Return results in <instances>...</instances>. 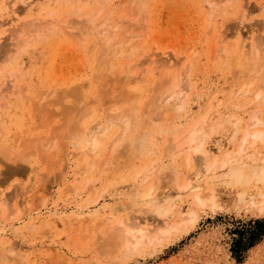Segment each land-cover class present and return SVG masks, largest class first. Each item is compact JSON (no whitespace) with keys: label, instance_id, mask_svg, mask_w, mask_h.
I'll return each instance as SVG.
<instances>
[{"label":"rangeland","instance_id":"374dc122","mask_svg":"<svg viewBox=\"0 0 264 264\" xmlns=\"http://www.w3.org/2000/svg\"><path fill=\"white\" fill-rule=\"evenodd\" d=\"M23 1L0 0V202H3L4 199L7 200L6 207L1 209L0 206V231L7 229V232L2 236L5 239L9 237L10 239H8L11 240L12 244L14 243V253L8 251L11 254L8 253V256L4 259L0 254V264H264V236L258 243L243 253V258L239 262L232 256L230 251L232 242L236 238L233 228L250 220L264 219V179L259 180L257 176H250L245 182L246 180L237 181L225 174L216 177L209 174L208 177V174L201 173L199 175V180H202H200L202 185L200 191L206 195L210 192L213 193V202H207L204 206H199L194 203L192 195L193 192L198 190L184 188L185 191L183 193V189H181L179 195L172 199L174 208L164 218L154 215L152 208H143L145 204L141 205L140 208H136L137 205L139 207V204L136 205L135 202L140 198L132 197V191L129 194V190L133 188L130 186L129 181L132 179V175L142 168L145 161L148 167L150 165L149 170L152 169V173L149 171L150 175L147 173V178L139 183L137 188L139 194H143L147 186L153 184V182L155 184H153L154 188L160 185L157 191L158 195L167 191L174 194L176 190L168 186V178L172 174L169 172L170 174L167 175L168 172L166 171L168 169L166 171L163 169L166 173L160 170L159 174L156 168H152L151 162L160 158L159 156L164 151L162 149L167 144V141H165L167 138L169 139L170 137V140H176L175 138L183 135L191 125L198 123L207 113L209 117L207 119L208 124H205L207 130V137L205 138L207 153L212 157L219 158H222L226 153L236 154L242 132H238L236 135L233 134V126L225 119H228V116L233 113L244 114V119H246L248 117L246 114L249 115V110L259 108L257 103L254 104L251 101L253 96L242 95L243 92L240 89L244 85V87L249 86L255 89L258 82H261V76H263L260 75L258 64H261L259 62H263L264 59V0H212L213 3H208V0H146L148 5L145 12L146 15L143 14L142 16L144 17H140L139 22L137 20V24L133 17L135 12L132 7L130 10V6H132L130 0H34L31 7L26 6L27 1L30 0ZM13 8L17 10L15 11L18 12L19 20L12 22L8 14ZM99 9L101 12L98 11ZM94 12H96V16H94ZM88 14L92 18L94 16L93 20ZM243 14L245 15L243 16ZM131 16L133 17L132 20ZM104 19L107 23H105ZM18 23H24L29 29L24 27L26 29L23 34V27L18 25ZM32 23L34 26L31 25ZM50 23H53V25ZM104 23L107 24L108 28L105 27ZM127 23L128 25L130 24V27L127 26ZM109 24L113 28H110ZM132 24L137 25L138 28ZM139 24L141 25L138 26ZM45 25L47 29L44 27ZM68 25L69 27H67ZM89 25L91 28H89ZM116 26H118L117 29L115 28ZM20 27H22V30ZM63 27L68 31L63 29ZM15 28L14 32L13 29ZM101 29L103 33L107 32L108 34L104 33V36L102 33L99 34ZM112 29L115 30L113 31ZM132 29H134L133 31L136 30L137 38H134L133 47L138 49L140 47L142 48L141 50L139 49L136 54H129L130 57L127 49H125L126 51L124 50L125 54L122 55L118 52L120 50L116 49L118 50L116 51L114 49L116 51L114 54H119V60L114 54L113 56L116 59L112 58V55H110L112 57L108 56L109 58L107 56V58L102 55L99 56L100 53L97 48L99 45L102 46L101 43L104 37V40H108L111 34L115 32L113 34L115 36L110 42L116 43L115 38L117 42L121 40L120 38L126 40L127 33L130 34ZM83 30L85 31L83 32ZM93 31L98 33H93ZM80 33L84 38L81 37ZM219 34L228 36L227 40H223L226 49L232 47V52L227 57L223 54V50L219 48V45L220 47L224 45L218 43L214 46L215 40L218 41L220 39ZM101 36L102 38H100ZM13 37H17V39ZM18 38L19 41H17ZM101 39L102 42L100 41ZM15 40L19 43L15 44ZM100 46L99 48H101ZM255 46L260 53L258 56L256 55L257 58L254 56ZM95 53L98 55H95ZM149 55L153 56L149 57ZM141 58H144V60H141ZM151 58L155 59L156 67L152 62H150L153 64L152 66L149 62H146ZM251 58L253 61H257L253 69L254 67L256 68L254 70L258 69L259 75H255L256 73L253 70V72L249 71L252 75L247 73L246 68L249 70L247 66L248 63H251ZM105 59H112V62L109 60L107 62ZM106 62L108 66L113 62L117 64L113 68H108L105 65ZM158 62L162 64L159 66L157 65ZM165 62H168V64ZM172 63H177L178 65L173 64V67L171 65V68H168L170 67L168 65ZM166 64L168 67H166ZM130 65L129 72L134 76H130V73H128ZM161 70H165L167 74H163L165 71L162 72ZM185 70H187L186 72L189 71V74L185 75V78L189 75L187 81L181 77H184V73L186 74ZM140 72L141 79H139ZM177 72H179V75ZM169 73L172 79L167 78ZM124 74L125 76L129 74V79L132 77L135 81H129ZM145 76L147 80L143 79L144 82H141ZM164 76L165 78H162ZM179 76L183 80L181 79L178 82ZM124 77L129 81V84L128 81L125 82L122 79ZM252 77L255 83L251 86ZM166 78L168 79V85L165 86L163 84L165 87L163 86L162 90L160 88L162 85L160 86V84ZM245 79L251 82L245 83ZM187 82H191L192 87L190 90L185 88V90H188L184 99L185 109L179 110L174 116L172 113L171 117L168 116L170 119L167 117L164 120H157L153 125L149 117L154 111V107L149 103H156L155 98L152 97L155 96L156 89L160 88L161 91L158 93H161L166 90V87H170L169 89L171 90L169 91L177 92L181 85L187 87L189 84ZM247 83L248 86H246ZM51 86L53 87L52 91ZM172 88L174 89L172 90ZM185 90H182V92H185ZM149 97L152 98L148 99ZM155 97H157V94ZM262 103H260V117L263 120V125L255 128L264 130V104ZM132 106V111L135 114L137 112L136 118H142L141 120L143 121H139L144 124L146 122L144 118L147 117L146 124L151 127L149 129L150 127L148 126V129H146L144 126L148 132V147L139 152L138 158H132L134 156L132 154L130 155L131 158L129 156L121 158L119 156L115 162L119 163L118 166L121 164V167H124V165L125 167L120 168L113 176L109 174L111 177L104 176L105 178H103L102 176V180L99 178L100 170L108 159V157L104 158V155H106V151L107 155L109 154L111 147L108 142L111 143L113 137L118 136V134H126L123 130L122 119L115 122L114 120L112 121V116L114 118L113 112H116L115 115L118 116L119 112V115L124 113L125 108L126 113L129 110L131 111L130 108ZM134 106L137 107L135 108ZM144 111L147 112L145 113ZM110 113L111 115H107ZM226 116L227 118H225ZM106 117L110 119L106 120ZM116 117L114 119H117ZM104 121L105 124L107 123L106 125ZM148 121L151 125L148 124ZM94 122H97L98 127ZM102 122L104 124L103 127H110L101 128ZM213 123L216 126L208 129L211 124L214 125ZM242 124V130H244L246 125L245 123ZM59 125L65 128L59 127ZM92 125L97 130L107 131L105 139H108L103 146V149H105H102L104 155L100 152V157L96 156V159L92 154L89 156V153H86L88 152L87 147L78 150L80 146L84 145L85 138L89 137L88 134L95 131ZM89 127L93 129H89ZM253 127L251 125L249 129H255ZM68 128L70 129L69 131ZM71 128L75 131L78 129V133L81 128L83 131L82 134L80 131V137L77 134L75 135V132L74 134L73 132L71 133L70 131H73ZM172 128L178 131L171 130ZM86 131L88 133H85ZM68 132L72 136L70 134V137L66 135ZM53 134L54 136H52ZM75 136V140L79 138V143L73 140L72 144L71 140ZM69 138L72 139L70 140ZM255 147L263 149L264 142H258ZM252 148L253 146L247 149V152H243V156L245 153H250L253 150ZM19 156H22V159ZM90 157L91 159L93 157L94 163L98 160L95 164L92 163V169L87 167L88 162L91 160L89 159ZM99 158L100 161L101 159L104 160L100 163ZM126 158L130 159L127 160ZM183 158H185L183 155L177 156L175 157V163H173V166L178 168L180 174L183 175V179L180 182L178 181L179 183L185 181L184 179L188 174L187 171L191 169L185 165ZM124 159L129 162H123ZM194 160L195 158L192 163L195 162L196 164L197 161ZM99 163L101 167H98ZM95 166L96 169L94 168ZM175 173H173V177L178 179V172L174 175ZM123 175L125 180L120 182L118 177ZM161 177L164 178L161 179ZM88 180L91 181L89 184H87ZM86 181L87 183H85ZM113 182L116 183L117 187L106 192L104 200L108 205L112 203L125 205L126 203L129 208L124 206L126 207L125 210L119 212L123 217L127 214L128 218L130 215L131 218H128L129 220L135 219V222L139 221V223L141 222V224L149 228H152L154 224L158 225L161 220L165 219L171 224H179L178 229L175 228L169 234L160 236L157 242L152 245L143 243L140 247L138 246L131 252L129 251V254L121 255L123 258L117 255L118 257L116 256V258L112 256L113 260L112 258L110 259L109 253L111 250L106 249L108 247L105 248L102 240L104 238L106 240L107 235L103 236V234L107 233L111 222L99 223L97 221L103 215L101 214L102 211H100L101 215L99 214L97 219L93 217L91 211L98 208V206L92 207V204H90L92 200L90 199L93 197H89L92 194L96 197L97 192L101 191L103 185L111 186ZM164 182L168 188H164L166 187V185L163 186ZM208 184L209 187H207ZM74 186L79 187L75 189L85 187L80 193L77 190L78 194H74L76 190L74 189V193L71 191ZM85 203L91 206L80 213L88 219L86 223L88 232L82 233L85 226L83 224L85 223L81 221L82 225L81 223L79 225L80 220L74 221L73 228L71 226L66 230L65 226H63L67 225L66 222H62L59 225L58 231L56 229L46 232V229L42 228L45 233H43L42 229L41 233L39 228L31 226L32 224L38 225V222L44 217H50L55 211L69 213L76 210L77 212L78 205L80 207ZM4 209L3 213L2 210ZM10 211L12 212L11 214H9ZM190 211L195 213L194 221L180 222L181 215H186ZM37 212L40 213L38 217ZM14 214L15 217L13 216ZM48 221L51 220L48 219ZM76 223L77 227L75 226ZM106 225L108 226L106 227ZM105 227L107 228L106 230Z\"/></svg>","mask_w":264,"mask_h":264},{"label":"bare ground","instance_id":"6f19581e","mask_svg":"<svg viewBox=\"0 0 264 264\" xmlns=\"http://www.w3.org/2000/svg\"><path fill=\"white\" fill-rule=\"evenodd\" d=\"M21 1H23V0H21ZM101 1H103V0H101ZM107 1V0H106ZM24 2V1H23ZM33 2H34V0H30V1H27V7L28 6H32V4H33ZM105 2V1H104ZM130 2L132 3V6H130V10H131V7H132V9H133V11L135 12L134 13V15H133V13H132V15H133V17H134V19H135V23L137 24V20H138V22H139V18L140 17H144V16H142L143 14H145V12H146V10H147V8H148V5H147V1L146 0H130ZM207 2V1H206ZM26 3V2H25ZM208 3H213V1L212 0H208ZM208 3H207V5H208ZM130 4V3H129ZM215 4V3H214ZM23 7V6H22ZM25 8V7H24ZM78 8H80V7H78ZM12 9V8H11ZM16 10V9H15ZM14 10V8H13V10H10L9 11V14H8V16H9V19L10 20H12V22L13 21H18L19 20V17H18V12H16ZM75 10V9H74ZM129 10V9H128ZM78 11V10H77ZM80 11H81V9H80ZM99 12H101V10L99 9L98 10ZM98 11H96V12H98ZM72 12H73V10H72ZM92 12V11H91ZM96 12H94V16H96ZM110 12V11H109ZM132 12V11H131ZM130 12V13H131ZM54 13V12H53ZM74 13V12H73ZM72 13V14H73ZM247 13V12H246ZM71 14V13H70ZM90 14H88V16H89ZM146 15V14H145ZM242 15V14H241ZM245 14H243V16H244ZM7 16V17H8ZM74 16V15H73ZM72 16V17H73ZM94 16H93V18H94ZM130 16V15H129ZM62 17V16H61ZM67 17V16H66ZM69 17H70V15H69ZM87 17V16H86ZM90 17V16H89ZM132 16L130 17L131 18V20H132V18H133ZM49 18V17H48ZM88 18V17H87ZM86 18V19H87ZM90 18H92V17H90ZM90 18H88V19H90ZM93 18H92V20H93ZM8 19V20H9ZM35 19V18H34ZM75 19V18H74ZM107 19V18H106ZM110 19V18H109ZM29 20V19H28ZM28 20H26V21H28ZM51 20V19H50ZM60 20H62V19H60ZM65 20V19H64ZM68 20H70V19H68ZM84 20H85V18H84ZM91 20V19H90ZM105 20V19H104ZM108 20V19H107ZM123 20H124V18H123ZM130 20V19H129ZM141 20H144V19H141ZM243 20V19H242ZM25 21V20H24ZM47 21V20H46ZM71 21V20H70ZM79 21H81L80 19H79ZM106 21V20H105ZM111 21V20H110ZM1 22V21H0ZM3 22V21H2ZM52 22V21H51ZM55 22H58V21H55ZM72 22V21H71ZM74 22V21H73ZM85 22V21H84ZM87 22V21H86ZM116 22V21H115ZM118 22V21H117ZM127 22V21H126ZM241 22V21H240ZM11 23V22H10ZM26 23V22H25ZM80 23V22H79ZM105 23H107V21L105 22ZM104 23V24H105ZM108 23H110L109 21H108ZM130 23V22H129ZM133 23H134V21H133ZM16 24V23H15ZM51 24V23H50ZM69 24V23H68ZM84 24V23H83ZM89 24V23H88ZM93 24V23H92ZM91 24V25H92ZM94 24H96V23H94ZM98 24V23H97ZM103 24V23H102ZM101 24V25H102ZM111 24V23H110ZM110 24L108 25L110 28H113V27H111L110 26ZM113 24V23H112ZM124 24H126V23H124ZM131 24V23H130ZM130 24L128 25V23H127V26H129L130 27ZM18 25H22V27H23V30L21 29L22 27H20V29L23 31V34H24V30L26 29V28H28L29 29V27H26V25L24 24V23H18ZM18 25H17V27H18ZM31 25H33V23L31 24ZM30 25V26H31ZM51 25H53V23L51 24ZM77 25V24H76ZM86 25H87V23H86ZM107 24H105V27H107L106 26ZM118 25V24H117ZM132 25H134V24H132ZM131 25V26H132ZM141 24H139L138 26H140ZM264 25V24H263ZM0 26H1V23H0ZM34 26V25H33ZM66 26V25H65ZM72 26V25H71ZM90 26V25H89ZM99 26V25H98ZM97 26V27H98ZM113 26V25H112ZM115 26V25H114ZM122 26H123V24H122ZM127 26H126V28H127ZM134 26H136V28H138L137 27V25H134ZM24 27H26V28H24ZM38 27V26H37ZM44 27H46V25L44 26ZM67 27H69V25L67 26ZM73 27V26H72ZM81 27H82V25H81ZM80 27V28H81ZM75 28V27H74ZM74 28H72V29H74ZM78 28H79V26H78ZM89 28H91V26L89 27ZM95 28V27H94ZM108 28V27H107ZM106 28V29H107ZM116 29L118 28V26H116L115 27ZM135 28V29H136ZM46 29H47V27H46ZM63 29H65L64 27H63ZM97 29V28H96ZM95 29V30H96ZM103 29H105L104 27H103ZM140 29V28H139ZM14 30H16V28L15 29H13V31ZM17 30H19L18 28H17ZM35 30V29H34ZM66 30V29H65ZM77 30V29H76ZM87 30V29H86ZM89 31H90V29H88ZM113 30V29H112ZM115 30V29H114ZM113 30V31H114ZM126 30H128V29H126ZM134 29H132L131 31L133 32H131L130 34L129 33H127L128 35H126V40H123V38H120L121 40H118V42H117V39L115 38V42L116 43H113V42H110V40L111 39H113V37L115 36V35H113V34H115V32L113 33V34H111V36H110V38L108 39V40H104L105 39V37H104V39H103V42H102V39L100 40L102 43V46H100L101 48H99V46H98V48H97V50H98V52L100 53L99 54V56L100 55H102V56H109V57H112L113 56V54L116 52V51H118V50H120V51H118L121 55L122 54H125L124 53V50L125 49H127V51H128V55L129 54H136V52L140 49H142V48H140L139 47V49L138 48H136V47H133L134 45V38H136V30L135 31H133ZM30 31V30H29ZM28 31V32H29ZM66 31H68V30H66ZM71 31V30H70ZM78 31H80V30H78ZM85 30H83V32H84ZM99 31V30H98ZM104 31V30H103ZM106 31V30H105ZM119 31H121V30H119ZM15 32V31H14ZM13 32V33H14ZM91 32V31H90ZM97 32V31H96ZM96 32H94L93 31V33H96ZM109 32H111V31H109ZM128 32V31H127ZM139 32V31H138ZM22 33V32H21ZM82 33V32H81ZM80 33V34H81ZM98 33V32H97ZM102 33V35L104 36V33H107V32H102V29H101V32L99 33V34H101ZM221 33V32H220ZM71 34V33H70ZM72 34H73V32H72ZM79 34V35H80ZM86 34V33H85ZM108 34V33H107ZM140 34V33H139ZM142 34V33H141ZM76 35V34H75ZM110 35V34H109ZM118 35V34H117ZM120 35V34H119ZM20 36V35H19ZM96 36H97V34H96ZM123 36V35H122ZM121 36V37H122ZM219 38L220 39H218V41L217 40H215V43H214V46H216L218 43H220V44H222V45H224L223 43H224V41L223 40H227V35H223V34H219ZM22 37V36H21ZM21 37H19V38H21ZM79 37V36H78ZM81 37H83V35L81 34ZM117 37H119V36H117ZM125 37V36H124ZM138 37V36H137ZM215 37V36H214ZM218 37V36H217ZM216 37V38H217ZM14 38V37H13ZM16 39H17V37H15ZM14 38V39H15ZM19 38H18V40L17 41H19ZM84 38V37H83ZM96 38V37H95ZM99 38V37H98ZM97 38V39H98ZM100 38H102V36L100 37ZM99 38V39H100ZM215 38V39H216ZM125 39V38H124ZM137 39V38H136ZM13 40V39H12ZM21 40V39H20ZM16 40H15V44H18L19 42H17ZM21 41H23V40H21ZM120 41V42H119ZM17 42V43H16ZM25 43V42H24ZM97 43V42H96ZM136 44V43H135ZM140 44H142V43H140ZM232 44V43H231ZM20 45H21V43H20ZM16 46V45H15ZM140 46V45H139ZM12 47V46H11ZM23 47V46H22ZM97 47V46H96ZM25 48V47H24ZM136 48V49H135ZM219 48H221V50H223V54H225L226 55V57L227 56H229L230 55V53L232 52V47H229V48H227L226 49V47H225V45L224 46H221L220 47V45H219ZM116 49H118V50H115ZM22 50V49H21ZM96 50V51H97ZM126 51V50H125ZM217 51H218V49H217ZM220 51V50H219ZM262 51V50H261ZM117 52V53H118ZM254 52H255V55L254 56H258V54H260L259 53V50L257 49V47L255 46L254 47ZM152 53V52H151ZM126 54H127V52H126ZM141 54H142V52H141ZM153 54V53H152ZM219 54V53H218ZM217 54V55H218ZM95 55H98V54H96L95 53ZM110 55H112V56H110ZM115 55V54H114ZM143 55H144V51H143ZM98 56V57H99ZM117 56V58L119 57V54H117V55H115V57ZM124 56V55H123ZM122 56V57H123ZM130 56V55H129ZM140 56V55H139ZM150 56H153V55H149V57ZM253 56V57H254ZM257 56H256V58H257ZM106 57V58H107ZM108 57V58H109ZM121 57V56H120ZM131 57V56H130ZM136 57V56H135ZM140 57H142V56H140ZM139 57V58H140ZM148 57V56H147ZM157 57V56H156ZM167 57V56H166ZM252 57V58H253ZM103 59H104V57H102ZM112 58H114V56L112 57ZM158 58H159V56H158ZM157 58V59H158ZM223 58H225V57H223ZM252 58H251V60H252ZM102 59V60H103ZM114 59H116V58H114ZM114 59H113V61H114ZM120 58H118L117 60H119ZM124 59V58H123ZM128 59V58H127ZM127 59H125V60H127ZM146 59V58H145ZM149 59V58H148ZM254 59H255V57H254ZM105 60H107V59H105ZM109 61H111L112 59H108ZM107 60V62H109ZM137 60H138V58H137ZM141 60H144V58L142 59L141 58ZM170 60V59H169ZM250 60V61H251ZM257 60V59H256ZM116 61V60H115ZM179 61V60H178ZM226 61V60H225ZM249 61V62H250ZM253 61V60H252ZM251 61V63H248V66L247 67H249V70L246 68V70H247V73L250 75V73L251 72H253L254 71V73H256L255 75H259V72H258V69L257 70H254V69H256L255 67H254V69H253V66H256V65H254L255 64V62H257V61H253L252 62ZM104 62V61H103ZM107 62H106V64L105 65H107ZM112 62V61H111ZM119 62V61H118ZM136 62V61H135ZM139 62V61H138ZM146 62H152L153 64H154V66H155V59L154 58H151L150 60H148V61H146ZM157 62V61H156ZM169 62V61H168ZM168 62H165V63H167L168 64ZM175 62H177V61H175ZM159 63V62H158ZM157 63V65H161L162 63H159L158 64ZM259 63H261V64H258V63H256V64H258L259 66H258V68L260 69L259 71H260V75H263V76H261V79H260V81L261 82H258V84H257V86L255 87V89H252V87H249L248 86V83H250L251 81H247L246 79V81H245V83L246 82H248L247 84H246V86H248V87H240L241 89V91L243 92V94H242V92H241V94L242 95H244V94H247V95H251V96H253V98H252V100L251 101H253L254 102V104H256L257 103V105H259L258 107L259 108H256V109H253L252 108V110H249L250 112H249V115L248 114H246L248 117L246 118V119H244V114H235V113H233V114H231V115H229L228 116V119H225L226 121H228V123H230L232 126H233V129H234V132H233V134H237L238 132H242V136H241V138H240V145H239V147H238V150L236 151V154H232V153H226V154H224L223 156H222V158H219V157H212L210 154H208L207 153V149H206V143H205V138L207 137V130H206V128H205V124L207 123V119L209 118L207 115H208V113L207 114H205L202 118H201V120L198 122V123H194V125L192 126L191 125V127L188 129V130H186V132L183 134V135H181V136H179V135H177V136H179L178 138H175L176 140H170V137H169V139L167 138V140H165V141H167V144L166 145H164V147H163V149L162 150H164L163 151V153H161V156H159L160 158L158 159V160H156V161H152L151 162V165H152V168H156L157 169V171H158V173L160 174V170L162 171L163 169H165V171H166V169H168V171H166V172H168L167 173V175L168 174H172V175H169V180H168V186H170L171 188H174V190H176L175 192H174V194H172V193H170V192H163V194H160V195H158L157 194V191L159 190L158 188H159V186L156 188H154V182H153V184H151V185H149V186H147V188L145 189V191H144V193L143 194H139V191L137 190V188H138V186H139V183L140 182H143V180H145L146 178H147V173L149 174V171H150V173H152L151 171H152V169L151 170H149V168H150V165H149V167L147 166V163H146V161H145V164H143L142 165V168L139 170V171H137L134 175H132L133 177H131L130 179V186H132L133 188L131 189V190H129V194H131V191H132V197H139L140 199L139 200H137L136 202L135 201H133V202H135L136 203V205L137 204H139V207H138V205H137V207H136V205H135V207L136 208H140L141 207V205H144L143 206V208L144 207H146L147 209L149 208V209H151L152 208V212L154 213V215H157V216H159V217H162V218H164L166 215H167V213L168 212H171L172 211V209L174 208V205H173V202H172V199L174 198V197H176V196H178L179 195V193H180V190L181 189H183V191H182V193L185 191V189L184 188H186V189H191V190H195V189H197L198 191H195V192H193V201H194V203L195 204H197V205H199V206H204L205 204H207V202H213L212 201V199H213V196H212V194L213 193H209L208 195H206V194H203L201 191H200V189H201V187H202V185H201V181L199 180V175L201 174V173H203V174H208V177H209V174L210 175H214L215 177L216 176H220L221 174H225V175H227V176H231V177H233L234 179H236L237 181H239V180H246L245 182H247V179L250 177V176H257L258 178L257 179H259V180H262V179H264V148L261 150V149H259V148H257V147H255V144H257L258 142H260V141H263L264 142V130H262V129H259V128H255V127H258V126H260V125H263V120H262V118L260 117V112H261V109H260V103H262L263 101H264V59H263V62H259ZM103 64V63H102ZM111 64V63H110ZM115 64H117L116 62H113L110 66H108V68H113L114 66H115ZM129 64V63H128ZM131 64V63H130ZM135 64V63H134ZM151 64V63H150ZM150 64H149V66H150ZM153 64H151V66L153 65ZM167 64H166V67H168V66H170V67H168V68H171V65H172V67H173V64H177V63H172V64H170V65H168L167 66ZM186 64H187V62H186ZM139 65H140V63H139ZM141 65H142V61H141ZM163 65H165L164 63H163ZM178 65V64H177ZM190 65V64H189ZM101 66V65H100ZM127 66V65H126ZM150 66V67H151ZM130 67H131V65L128 67V73H130L129 72V69H130ZM133 67V66H132ZM136 67H138V66H136ZM140 67V66H139ZM156 67V66H155ZM158 67V66H157ZM164 67V66H163ZM100 68V67H99ZM127 68V67H126ZM116 69V68H115ZM189 69H190V67H189ZM112 70H114V69H112ZM124 70H125V68H124ZM246 70H245V74H246ZM251 70V72H249ZM253 70V71H252ZM127 71V70H126ZM162 71V70H161ZM163 71H165V70H163ZM162 71V72H163ZM182 71V70H181ZM187 70H185V72H186ZM238 72H239V70H237ZM255 71H257V72H255ZM141 72H143V71H141ZM141 72H140V78L139 79H141ZM145 72H146V70H145ZM150 72V71H149ZM179 72H180V70H179ZM179 72H177L178 73V75H179ZM189 72V71H188ZM188 72H186V74L184 73L183 75H184V77L183 76H181L182 75V73L180 72V76L184 79L185 78V75H187V73ZM126 73V72H125ZM167 74V72L165 71V72H163V74ZM240 73V72H239ZM253 73V74H254ZM9 74V73H8ZM135 74V73H134ZM161 74V73H160ZM189 74V73H188ZM9 75H11V74H9ZM121 75V74H120ZM171 74L169 73V75H168V77L167 78H171L172 79V77L170 76ZM238 75V74H237ZM251 75H252V73H251ZM255 75H253L254 77H256ZM124 76H125V74H124ZM130 76H134V75H132L131 73H130ZM136 76V75H135ZM148 76V75H147ZM179 76V77H180ZM189 76V75H188ZM188 76H186L187 78H188ZM235 76V75H234ZM241 76H242V74H241ZM245 76V75H244ZM248 76V75H247ZM120 77V76H119ZM119 77H117L118 79H120ZM129 81L131 80V82H132V80L133 81H135L134 79H132V77H131V79H129V74H128V76H125ZM125 77L124 78H122L123 80H125V82L126 81H128V80H126L125 79ZM180 77V79L178 80V82L182 79ZM260 77V76H259ZM149 78V77H148ZM162 78H165V76L164 77H162ZM166 78V79H167ZM187 78H185L186 79V81L188 80ZM236 78V77H235ZM237 78H238V76H237ZM245 78V77H244ZM243 78V79H244ZM253 78V77H252ZM139 79H138V81H139ZM143 79H146L147 80V78H146V76L145 77H143L142 78V81L141 82H144L143 81ZM166 79H164V80H160L159 82L161 83L160 84V86H158V87H160L161 89H162V87L164 86L163 84H165V86H167L168 85V83H167V81H168V79L166 80ZM170 79V80H171ZM182 79V80H183ZM184 79V80H185ZM136 80H137V78H136ZM170 80H169V82H170ZM129 81H128V84H129ZM186 81H184V83H186ZM244 81V80H243ZM124 82V81H123ZM167 84H166V83ZM156 83H158V82H156ZM183 83V84H184ZM189 83V84H188ZM191 82H187V87H185L184 85H181L180 86V88L177 90L176 88H175V90H177V92H175V91H169V90H171V89H169V88H167L166 87V90H164V91H162L161 93H158L159 91H161V89L160 88H157L156 89V94H157V97H155L156 96V94H155V96H152V97H154L155 98V102L156 103H153L154 104V106H153V104L150 102H148L147 101V103H149L150 105H152V107H154V111L151 113V115H150V117H149V120H152V121H150L151 123H153V125L157 122V120H164V119H167V117L169 116V117H171V115H172V113H173V116L174 115H176L177 113H178V111L179 110H184L185 109V98H186V96H187V91L188 90H185V88H189V90H190V88L192 87V83L190 84ZM254 78L252 79V82H251V86L252 85H254ZM170 84V83H169ZM122 85V84H121ZM157 85V84H156ZM186 85V84H185ZM243 85V84H242ZM241 85V86H242ZM164 86V87H165ZM179 86V85H178ZM52 87V86H51ZM155 87V86H154ZM239 88V87H238ZM249 88H251L250 90H249ZM174 88H172V90H173ZM53 90V87L51 88V91ZM56 90V89H55ZM163 90V89H162ZM179 90H181L179 93H178V91ZM182 90H185V92H182ZM236 90H237V88H236ZM252 90V91H251ZM49 91V90H48ZM47 91V93H49ZM50 91V92H51ZM58 91V90H57ZM120 91H121V89H120ZM239 91H237L238 93H239ZM103 92V91H102ZM119 92V91H118ZM104 93V92H103ZM234 93H236V91H234ZM45 94V93H44ZM102 94V93H101ZM159 94V95H158ZM45 95H47V94H45ZM81 95V94H80ZM151 95H153V94H151ZM238 95V94H237ZM104 96V95H103ZM124 96V95H123ZM233 96V95H232ZM52 97V96H51ZM61 97V96H60ZM59 97V98H60ZM151 97V98H152ZM237 98H239L238 96H236ZM55 98V97H54ZM128 98V97H127ZM150 97L148 98V99H151ZM57 99V98H56ZM76 99V98H75ZM46 100V99H45ZM48 100V99H47ZM59 100V99H58ZM57 100V101H58ZM78 100H80V99H78ZM78 100H77V102H78ZM263 100V101H262ZM85 101V100H84ZM42 102V101H41ZM82 102V101H81ZM87 102V101H86ZM252 102V103H253ZM58 103V102H57ZM146 103V102H145ZM81 104V103H80ZM85 104V103H84ZM149 104H147V105H149ZM210 104H212V103H210ZM214 104V103H213ZM225 104V103H224ZM262 104H264V103H262ZM41 105H42V103H41ZM75 105V104H74ZM73 105V106H74ZM78 105V104H77ZM82 105V104H81ZM125 105H128V104H125ZM214 105H216V104H214ZM232 105V104H231ZM86 106V105H85ZM135 107V106H134ZM137 107V106H136ZM135 107V108H136ZM215 107V106H214ZM75 108V107H74ZM132 108H133V106L130 108L131 109V111L129 110V112H127L126 113V108L124 109V113H121V115H119L120 114V112L118 113V116L117 115H115L116 114V112H113L114 113V118L116 117L117 119H114L113 118V116H112V121L114 120V122L115 121H117V120H120V119H122L121 121H122V123L124 124V126H123V130H124V132L126 133V134H118V136H114L113 137V140L111 141V143L110 142H108L109 144H111V145H109V146H111L110 147V152H108L109 154L107 155V151L105 152V154L106 155H104V152H102L104 149H103V146H104V143L108 140H106L105 139V137H106V132L107 131H105V132H102V130L100 129H95V125H97V122L95 123L94 122V126L92 125V127H94V130L95 131H93V133H89L88 135H89V137H86L85 138V143H84V145H82V146H80L79 147V149L78 150H81L80 148H85V147H87L88 148V152H86L87 154L89 153V156L92 154V156H94L95 157V159H96V156H99V154H100V152H102L103 153V155L105 156L104 158H107L108 157V159L105 161V163H104V167H102V169L100 170V172H101V174H100V177L99 178H101L102 176H103V178H105V177H107V176H109V174H111L112 176H113V174H115L117 171H119L120 170V168H122L121 167V164H120V166H118L119 165V163H116L115 161H117V159L119 158V156L122 158H125V157H130L131 158V154L132 155H134L132 158H138V155H139V152H141L143 149H146L147 147H148V141H147V136H148V132L145 130V127H146V129H148V126H147V124H146V122H147V120H146V118H144V121H146L144 124L143 123H141L139 120H141L142 118H140V119H137L136 118V116H137V112H136V114H135V112H133L132 111ZM241 108V107H240ZM60 109H61V107H60ZM66 109H67V106H66ZM71 109V108H70ZM77 109V108H76ZM83 109V108H82ZM143 109V108H142ZM150 109V108H149ZM237 109H238V107H237ZM64 110H65V108H64ZM68 110V109H67ZM79 110V109H78ZM77 110V111H78ZM122 110V109H121ZM120 110V111H121ZM140 110H141V108H140ZM66 111V110H65ZM127 111H128V109H127ZM238 111V110H237ZM242 111V110H241ZM248 111V110H247ZM63 112V111H62ZM145 112V111H144ZM147 112V111H146ZM145 112V113H146ZM208 112H209V110H208ZM234 112V111H233ZM236 112V111H235ZM240 112V111H239ZM61 113V112H60ZM77 113V112H76ZM140 114V113H139ZM70 115V114H69ZM105 115V114H104ZM107 115H111V113L110 114H107ZM113 115V114H112ZM148 115V114H147ZM149 116V115H148ZM70 117H71V115H70ZM141 117H142V115H141ZM157 117H158V119H157ZM168 117V118H169ZM225 118H227V116L225 117ZM67 119V118H66ZM68 119H69V117H68ZM99 119V118H98ZM97 119V120H98ZM110 118H108L107 119V117H106V120H109ZM136 119V120H135ZM170 119V118H169ZM105 120V121H106ZM69 121V120H68ZM105 121H104V124H105ZM141 121H143V120H141ZM108 122V121H107ZM167 122V121H166ZM165 122V123H166ZM65 123V122H64ZM101 123V122H100ZM100 123H98V124H100ZM109 123V122H108ZM242 123H245V128H244V130H242ZM104 124H103V122H102V124H101V128L104 126ZM107 124V123H106ZM105 124V125H106ZM116 124V123H115ZM114 124V125H115ZM148 124H150L149 123V121H148ZM208 124V123H207ZM214 125H210L209 127H208V129H212L213 128V126L215 127L216 125H215V123H213ZM217 124V123H216ZM113 125V124H112ZM151 125V124H150ZM152 125V126H153ZM254 126L253 128H255V129H252V130H250L249 129V126ZM60 126H62V125H59V127ZM72 126V125H71ZM120 126V125H119ZM145 126V127H144ZM63 127V126H62ZM69 127V126H68ZM76 127V126H75ZM92 127H89V129L91 128V129H93ZM97 127H98V125H97ZM96 127V128H97ZM110 127V126H109ZM109 127H103V128H109ZM118 127V126H117ZM143 127H144V129H143ZM150 127V126H149ZM58 128V127H57ZM63 128H65V127H63ZM70 128V127H69ZM68 128V131L70 130ZM88 128V127H87ZM122 128V127H121ZM177 129H178V127H176ZM56 129V128H55ZM73 128H71V130H72ZM105 129H103V130H105ZM149 129H151V127L149 128ZM177 129H171V130H177ZM180 129V128H179ZM61 130V129H60ZM77 130L78 129H76V131L73 129V131H70L71 133L73 132V134H74V132H75V135L77 134V136L79 135V137H80V131H81V134H82V129L80 128V131H79V133L77 132ZM121 130V129H120ZM119 131V130H118ZM122 131V130H121ZM178 131V130H177ZM183 131H185V130H183ZM183 131H182V133H183ZM60 132V131H59ZM70 132H68L66 135H69L70 134ZM77 132V133H76ZM63 133V132H62ZM66 133V132H65ZM85 133H88L87 131L85 132ZM118 133V132H117ZM175 133V132H174ZM64 134V133H63ZM84 134V133H83ZM57 135V134H56ZM66 135H64V136H66ZM71 135V134H70ZM70 135H69V137H70ZM85 135V134H84ZM87 134H86V136H88ZM117 135V134H116ZM235 135H233V136H235ZM52 136H54V134L52 135ZM61 136V135H60ZM72 136V135H71ZM74 136V135H73ZM176 136V137H177ZM81 137H83V136H81ZM102 137V138H101ZM67 138H68V136H67ZM53 139H55L54 137H53ZM60 139V138H59ZM70 139V138H69ZM72 139V138H71ZM70 139V140H71ZM76 139V136L75 137H73V139L71 140V142H72V144H73V140L74 141H76V143H79V138H77V140H75ZM80 139H82V138H80ZM83 139H84V137H83ZM105 139V140H104ZM110 139V138H109ZM30 140V139H29ZM38 140V139H37ZM61 140V139H60ZM68 140V139H67ZM169 140V141H168ZM35 141V140H34ZM41 141V140H40ZM39 141V142H40ZM53 141V140H52ZM64 141V140H63ZM82 142V141H81ZM44 143V142H43ZM48 143V142H47ZM75 143V142H74ZM75 143V144H76ZM29 144V143H28ZM32 144V143H31ZM34 144V143H33ZM40 144H41V142H40ZM45 144V143H44ZM50 144V143H49ZM53 144V143H52ZM51 144V145H52ZM54 144H55V142H54ZM164 144V143H163ZM38 145V144H37ZM108 145V144H107ZM40 146V145H39ZM77 146V145H76ZM253 146V150L250 152V153H245V155L243 156V152H247V149H249V148H251ZM43 147V146H42ZM30 148V147H29ZM46 148H48V147H46ZM45 148V149H46ZM52 148V147H51ZM42 149V148H41ZM103 149V150H102ZM106 149H108V148H106ZM161 149V148H160ZM60 150V149H59ZM62 150V149H61ZM67 150V149H66ZM108 151H109V149H108ZM58 152V151H57ZM91 152V153H90ZM23 153V152H22ZM235 153V152H234ZM50 154H51V152H50ZM50 154H49V156H50ZM58 154V153H57ZM60 154V153H59ZM62 154V153H61ZM81 154V153H80ZM232 154V155H231ZM48 155V154H47ZM159 155H160V153H159ZM180 155H183L185 158H183L184 159V161H185V165L187 166V167H189V168H191L190 170H188L187 171V177L184 179L185 181L184 182H182V183H179L180 182V180H182L183 179V175H181L180 174V172H179V170H178V168H176V167H174L173 165V163H175V157H177V156H180ZM23 156V155H22ZM22 156H19V157H21V159H22ZM44 156H46V155H44ZM62 156H63V154H62ZM80 156V155H79ZM24 157V156H23ZM100 157V156H99ZM46 158V157H45ZM80 158V157H79ZM101 158H102V156H101ZM130 158H128V159H130ZM195 158V160L197 161V163L195 164V162H193L192 163V161H193V159ZM89 159H91V157L89 158ZM127 159V158H126ZM126 159H124V161L123 162H125L126 161ZM127 159V160H128ZM24 160V159H23ZM22 160V161H23ZM93 160V157H92V159L89 161L90 162V165H89V162H88V168H91V166L93 165V164H95L98 160H96L95 161V163H94V160ZM104 160V159H103ZM102 159H101V161H103ZM132 160V159H131ZM194 160V161H195ZM51 161V160H50ZM54 161V160H53ZM79 161V160H78ZM99 161H100V158H99ZM101 161H100V163H101ZM133 161V160H132ZM24 162V161H23ZM56 162V161H55ZM119 162V161H118ZM122 162V163H123ZM129 161H126L125 163H128ZM131 162V161H130ZM154 162V164H152ZM63 163H64V161H63ZM93 163V164H92ZM100 163H99V166L98 167H101L100 166ZM142 164V163H141ZM193 164V166L191 167V165ZM196 166H195V165ZM64 165V164H63ZM98 165V164H97ZM155 165V166H154ZM54 166V165H53ZM58 166H61V165H58ZM90 166V167H89ZM128 166V165H127ZM126 166V167H127ZM49 167V166H48ZM55 167V166H54ZM83 167V166H82ZM97 167V168H98ZM124 167H125V165H124ZM123 167V168H124ZM95 169H96V166L94 167ZM92 169V168H91ZM178 170V171H177ZM85 171V170H84ZM86 171L88 172V170L86 169ZM90 171V170H89ZM97 171H98V169H97ZM164 171V170H163ZM164 171V172H165ZM83 172V171H82ZM165 172V173H166ZM170 172V173H169ZM177 173L178 172V175H179V178L177 179V178H175V177H173V173ZM98 173V172H97ZM157 173V172H156ZM155 173V174H156ZM176 173L174 174V175H176ZM82 174V173H81ZM94 174V173H93ZM163 174V173H162ZM150 175V174H149ZM48 176V175H47ZM46 176V177H47ZM96 176V175H95ZM105 176V177H104ZM158 176V175H157ZM166 176V175H165ZM164 176V177H165ZM89 177V176H88ZM109 177H111V176H109ZM108 177V178H109ZM160 177V176H159ZM159 177H158V179H159ZM164 177H161V179L162 178H164ZM201 177V176H200ZM204 177V176H203ZM57 178V177H56ZM52 179V178H51ZM95 180H96V178H94ZM102 179V178H101ZM111 179V178H110ZM116 179V178H115ZM118 179H120V182L122 181V180H125V176L123 175V176H121V177H118ZM118 179H116L117 181H118ZM87 180V179H86ZM92 180H93V178H92ZM100 180V179H99ZM103 180V179H102ZM106 180V179H105ZM166 180V179H165ZM204 180V179H203ZM206 180V179H205ZM116 181V182H117ZM153 181H154V179H153ZM162 181V180H161ZM179 181V182H178ZM250 181V180H249ZM89 182H91V181H89L88 180V183H87V181L85 182V183H87V184H89ZM119 182V181H118ZM117 182V183H118ZM157 182V181H156ZM155 182V183H156ZM159 182V181H158ZM166 183H167V181H165ZM164 182V183H165ZM42 183H44V182H42ZM95 183V182H94ZM112 183V182H111ZM164 184L163 186H165L166 185V187H164V188H168L167 187V184ZM170 183V184H169ZM203 183V182H202ZM108 184V183H107ZM129 184V183H128ZM157 184V183H156ZM159 184V183H158ZM84 185V184H83ZM100 185H102V184H100ZM118 185V184H117ZM120 185V184H119ZM204 185V184H203ZM86 186V185H85ZM84 186V187H85ZM91 186V185H90ZM93 186V185H92ZM105 186V187H104ZM82 187V186H81ZM84 187H82L81 189H75V188H79L78 186L77 187H75L74 186V188H72V193H74L75 192V190H76V192H77V190H78V192L80 193L81 191H82V189H84ZM116 183L115 182H113V185H111V186H106V185H103L102 186V189H101V191H98V192H100L99 194H98V192H97V196L96 197H94V195L92 196L91 195V197H89V198H92V199H90V200H92L91 201V203L90 204H92V207H95V206H98V208H96L95 210H93V211H91V213H92V215H93V217L94 218H96L97 219V217H98V215L100 214V211H102V213L101 214H103L100 218H98V220L97 221H99V223L100 222H102V223H104V222H111V225L109 224V227H108V229L106 228L108 225H106V227H105V230L107 229V233L105 232V234H103V236H105V235H107L106 236V240H105V238H104V240H102L103 241V245H105V248L106 247H108V248H106V249H110L111 251H110V259L112 258V260H113V257L112 256H114V258H116V256L117 255H125L126 253L127 254H129V251L131 252V250H133V249H135V248H137L138 246L140 247V245H142L143 243H148V244H154V242L156 243L157 242V239H159V237L160 236H165L164 234H169V232H171L173 229H178V226H179V224L177 225L176 223H174V224H171V223H169V222H167L165 219L164 220H161L160 222L161 223H159L158 225H156V224H154V225H156V226H154L153 225V227L152 228H149V227H146L144 224H141V222L139 223V221L138 222H135L134 220L135 219H133V220H129L130 218H131V216L129 215V219L127 218V214H126V216L125 217H123V215L121 214V213H119V212H121V211H124L125 210V208L126 207H128V206H126V203H125V205H121V204H118L117 203V205H115V204H110V205H108V204H106V202H105V200H104V196H105V193L106 192H108V191H110V189H116ZM120 187V186H119ZM207 187H209V184H208V186ZM94 188V187H93ZM98 188V187H97ZM100 188H101V186H100ZM75 189V190H74ZM94 190V189H93ZM98 190H100V189H98ZM74 191V192H73ZM112 191V190H111ZM128 191V190H127ZM74 193V194H78V192L77 193ZM91 193V192H90ZM117 193H119V192H117ZM110 194V193H109ZM121 194V193H120ZM62 195H63V193H62ZM118 195V194H117ZM181 195V194H180ZM78 196V195H77ZM121 196V195H120ZM17 197V196H16ZM87 197V198H88ZM86 198V199H87ZM106 198V197H105ZM120 198V197H119ZM9 200V199H8ZM1 201V200H0ZM3 201V200H2ZM6 201L7 200H5L4 199V201L3 202H0V206H1V209H3L4 207H6ZM84 201V200H83ZM9 202V201H8ZM118 202H119V200H118ZM253 202V201H252ZM15 203V202H14ZM120 203V202H119ZM122 204H124V203H122ZM133 204V203H132ZM165 204H167V205H165ZM15 205H17V204H15ZM14 205V206H15ZM113 205V206H112ZM123 206V207H120V206ZM20 206V205H19ZM90 206L91 205H88V203H85V204H83V205H81L80 207H79V205H78V207H77V212H76V210L75 211H70L69 213H66V212H63V211H55V212H53L51 215H50V217H44L40 222H38L39 224L38 225H35V224H32L31 226L32 227H34V228H39L40 230V232L43 230L42 228H44V230L46 231V232H50V230L51 231H54V230H56L57 229V231H58V228H59V225L62 223V222H66L67 223V225L65 224V225H63V226H65V230L66 229H69L72 225H73V223H74V221H79V225H80V223H81V221H82V223H85V224H83V225H85L86 226V228H85V226L83 227V230H82V233L83 232H88L87 230V225H86V223L88 222V219L86 218V216L85 215H83V214H81L80 212L81 211H83L84 209H89L90 208ZM124 206H126V207H124ZM17 207V206H16ZM8 208V207H7ZM11 208V207H10ZM129 208V207H128ZM6 209V208H5ZM5 209L4 210H2V212L4 213V211H5ZM22 209V208H21ZM80 209V210H79ZM8 210V209H7ZM17 210V209H16ZM15 210V211H16ZM31 210V209H30ZM128 210V209H127ZM142 210H144V209H142ZM19 211V210H18ZM32 211V210H31ZM34 211V210H33ZM138 211V210H137ZM84 212V211H83ZM145 212V211H144ZM9 213V212H8ZM12 212L10 211V213L9 214H11ZM14 213H16V212H14ZM19 213H20V211H19ZM182 213V212H181ZM18 214V213H17ZM37 214V217L40 215V213L39 212H37L36 213ZM100 214V215H101ZM131 214V213H130ZM20 215V214H19ZM91 215V216H92ZM6 216H7V214H6ZM14 217H15V214L13 215ZM141 216V215H140ZM152 216H153V214H152ZM16 217H17V215H16ZM144 217V216H143ZM147 217V216H146ZM46 218V219H45ZM142 218V217H141ZM39 219H40V217H39ZM48 219H50L51 221H48ZM95 219V220H96ZM194 219H195V213H193L192 211H190V212H188V213H186V215H181V217H180V222H185L186 223V221L188 222H190V221H194ZM142 220V219H141ZM39 221V220H38ZM109 222V223H110ZM82 223H81V225H82ZM96 223V222H95ZM100 225V224H99ZM76 227H77V223H76V225H75ZM74 226V228H76ZM67 227V228H66ZM82 227V226H81ZM96 227H98V226H96ZM95 227V228H96ZM72 228H73V226H72ZM78 228H79V226H78ZM85 228V229H84ZM42 229V230H41ZM64 229V228H63ZM77 229V228H76ZM44 230H43V233H45L44 232ZM75 230V229H74ZM73 230V231H74ZM104 230V231H105ZM79 231H81V230H79ZM91 231V230H90ZM7 232V229H2L1 231H0V246H1V249H0V254H1V256L3 257V259L4 258H6V256H8V253L9 252H13L14 250V243L12 244V242H11V240H9L8 238H6L5 239V237L4 236H2L3 234H5ZM56 232V231H55ZM42 233V232H41ZM52 233V232H51ZM54 233V232H53ZM70 233V232H69ZM74 233H75V231H74ZM89 234V233H88ZM99 234V233H98ZM72 236V235H71ZM78 236V235H77ZM102 236V237H103ZM73 238V237H72ZM74 239V238H73ZM96 240V239H95ZM73 241H75V240H73ZM81 241V240H80ZM96 242V241H95ZM77 243H79V242H77ZM101 243V242H100ZM106 244H107V246H106ZM147 244V245H148ZM103 250H105V249H103ZM9 251V252H8ZM101 251V250H100ZM135 251V250H134ZM134 251H132V252H134ZM4 252H6V253H4ZM106 252V251H105ZM107 252H108V250H107ZM11 253H9V254H11ZM14 253V252H13ZM103 254H106V253H103ZM108 254V255H109ZM126 254V255H127ZM25 255V254H24ZM23 255V256H24ZM107 255V254H106ZM123 256H121V258H123ZM101 257V256H100ZM108 258H109V256H107ZM118 257V256H117ZM103 258H104V256H103ZM120 258V257H119ZM8 259V258H7ZM16 259V258H15ZM89 260V259H88ZM108 260V259H107ZM90 261V260H89ZM8 263V262H7ZM90 264V263H89ZM93 264V263H92Z\"/></svg>","mask_w":264,"mask_h":264},{"label":"trees","instance_id":"16d2710c","mask_svg":"<svg viewBox=\"0 0 264 264\" xmlns=\"http://www.w3.org/2000/svg\"><path fill=\"white\" fill-rule=\"evenodd\" d=\"M236 234L231 245L232 256L239 262L243 253L258 243L264 236V219H254L233 228Z\"/></svg>","mask_w":264,"mask_h":264}]
</instances>
